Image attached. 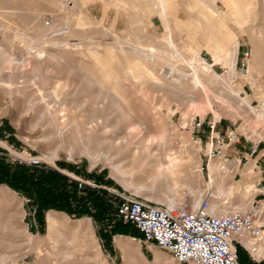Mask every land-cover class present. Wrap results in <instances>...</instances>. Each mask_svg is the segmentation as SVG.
<instances>
[{
	"label": "rangeland",
	"instance_id": "rangeland-1",
	"mask_svg": "<svg viewBox=\"0 0 264 264\" xmlns=\"http://www.w3.org/2000/svg\"><path fill=\"white\" fill-rule=\"evenodd\" d=\"M0 52V139L14 158L39 160L113 199L169 206L166 195L179 205L208 196L218 213L253 202L264 210V162L252 154L258 142L264 154L254 117L264 113V0H0ZM173 69L184 86L164 78ZM236 91L253 113L225 97ZM197 98L218 120L190 103ZM211 164L222 171L212 174ZM245 168H253L246 178ZM0 196V264H180L120 224L113 208L99 219L48 207L39 218L23 193L0 184ZM51 214L88 229L51 238Z\"/></svg>",
	"mask_w": 264,
	"mask_h": 264
},
{
	"label": "built area",
	"instance_id": "built-area-1",
	"mask_svg": "<svg viewBox=\"0 0 264 264\" xmlns=\"http://www.w3.org/2000/svg\"><path fill=\"white\" fill-rule=\"evenodd\" d=\"M235 138L234 133L229 136L231 142H235ZM226 140L222 138L219 142L225 144ZM1 142L2 137L0 156L6 157L8 161L40 162L36 159L25 161L14 158L11 148L3 146ZM256 152L261 153L257 159V163L261 164L264 154L260 142L252 149V154ZM263 174L264 170H261L260 175ZM76 179L79 187L98 186L84 179ZM114 203L118 219L138 229L141 240L170 252L180 264H242L239 246L253 254L256 246L251 251L248 241H259L264 237V210L258 202H253L246 209L224 214L212 212L208 196L196 206L190 200L170 207L144 197L122 194H118V200Z\"/></svg>",
	"mask_w": 264,
	"mask_h": 264
},
{
	"label": "trees",
	"instance_id": "trees-1",
	"mask_svg": "<svg viewBox=\"0 0 264 264\" xmlns=\"http://www.w3.org/2000/svg\"><path fill=\"white\" fill-rule=\"evenodd\" d=\"M91 179L98 184L102 182L99 176ZM0 184H6L23 193L39 218L48 207L75 214L92 213L99 219L107 217L112 208L116 213L114 202L118 197L113 199L107 189L91 185L79 187L77 179L41 162L8 161L6 157L0 156ZM118 220L127 228L130 225L124 224L121 219ZM134 229L141 235L138 229L135 227ZM125 230L120 231L126 233ZM243 252H245L244 248L239 246L242 264H261L245 260L242 256Z\"/></svg>",
	"mask_w": 264,
	"mask_h": 264
},
{
	"label": "bare ground",
	"instance_id": "bare-ground-1",
	"mask_svg": "<svg viewBox=\"0 0 264 264\" xmlns=\"http://www.w3.org/2000/svg\"><path fill=\"white\" fill-rule=\"evenodd\" d=\"M63 33H65V32H63ZM167 43L172 47V50L173 51H175V49H174V47H173V45L169 42V40L167 41ZM1 53V52H0ZM3 53V52H2ZM175 53V52H174ZM3 56H4V53H3ZM5 56H6V54H5ZM4 56V57H5ZM33 56L35 57V58H37V59H41L42 57H43V55H42V52L41 51H37V52H35V53H33ZM144 56V55H143ZM0 57H2V56H0ZM8 57V56H7ZM9 58V57H8ZM3 59V58H2ZM5 59H6V57H5ZM10 60H11V58H10ZM42 60V59H41ZM4 61H7V60H4ZM8 62V61H7ZM163 62H165V63H167L168 64V62L167 61H163ZM226 63H227V66H229L233 71H235V63H236V60H234V59H228V60H226ZM166 72V71H165ZM196 72H200V73H202L203 75H212V73H211V70L209 69V68H207V67H198V66H196V69H195V73ZM168 74V75H167ZM175 74H176V69H173L172 70V72L170 73V76H169V73H168V71H167V73H166V75H163V76H165L164 78L166 79V80H168V81H171L172 83L174 82L175 83V81H173V78L175 77ZM189 75V74H188ZM193 82H192V86L190 87V90L191 91H197V83L200 81V79L198 78H196V76H194L193 77ZM176 84V83H175ZM165 85V84H164ZM163 85V86H164ZM177 85H179V86H184L183 85V82H179V84H176V86ZM178 87V86H177ZM173 91V90H172ZM199 91V90H198ZM227 91V90H226ZM175 93V92H174ZM221 93H224V92H221ZM261 94H260V98H261V103H262V107H263V111H264V94L262 93V92H260ZM225 95H226V93H225ZM238 95H240V93H239V91L237 92H235V95H227V96H225L227 99H230V101H232V102H234L233 100H236V101H238V103L239 104H241L242 103V105H240V107H244V108H246V109H248V110H250L252 113L254 112V110H253V108H252V104L250 103V100H248V99H242L241 100V98L238 96ZM182 96V95H181ZM220 96H222L221 94H220ZM258 98V97H257ZM225 99V98H224ZM190 103L191 104H196V105H199V104H201V107H203V106H205L206 108L207 107H209L213 112H214V115H215V117H216V120H218V117H219V115H218V111L217 110H215V108L212 106V104L211 103H209V102H204L202 99H192V100H190ZM203 103V104H202ZM229 103V102H228ZM200 107V106H199ZM200 107V108H201ZM239 107V106H238ZM237 107V108H238ZM242 109V108H241ZM255 114V113H254ZM254 117H255V119L257 120V121H259L260 122V124L262 125V126H264V113L263 114H260V115H257V114H255L254 115ZM186 123V122H185ZM259 124V123H258ZM166 137H168V136H166ZM165 141H167V139L165 140ZM162 142V141H161ZM152 144V143H151ZM164 146H165V144H163ZM162 145V146H163ZM161 146V145H160ZM163 146V147H164ZM166 147V146H165ZM169 147V146H168ZM212 147H213V145H212ZM161 149H163L162 147H161ZM160 149V150H161ZM212 149V148H211ZM88 153V152H87ZM89 154V153H88ZM91 157H92V155L91 154H89ZM214 155V154H213ZM181 162H184V159L182 158L181 160H180ZM179 161V162H180ZM212 161V160H211ZM227 162H229V161H227ZM176 163V162H175ZM178 165V171H180V172H183V170H184V166H179V163L177 164ZM233 167H234V165L233 164H230L229 166H228V169L230 170H232L233 169ZM210 170H211V172H212V174H219L220 173V170L221 169H219V168H217V167H215V166H213V164H211L210 165ZM172 171V170H171ZM222 171V170H221ZM177 172V171H176ZM200 172H201V170H200ZM175 176V175H174ZM227 175L226 176H224L223 178H222V182H223V186H225L224 185V183L227 181ZM247 177V175H245V178ZM227 183V182H226ZM243 183H245L246 184V186H249L250 187V185H252V182H249V181H244ZM169 185V184H168ZM172 186H170L169 185V187H168V189L169 190H172ZM234 190H235V188H233V189H231L230 191H229V194L230 195H232L233 193H234ZM170 192V191H169ZM8 193V192H7ZM6 194V193H5ZM6 195H8V194H6ZM196 195V194H195ZM166 198H168L167 199V201L169 202V206L170 207H174V206H179V201L177 200V198H170L168 195H166L165 196ZM4 200H5V197H3V196H0V202H4ZM200 203V201H198V203L196 204V205H198ZM195 205V206H196ZM211 205H212V212L213 213H215V214H222V213H218V211H217V209L215 208V206L212 204V202H211ZM227 213V212H226ZM49 224H50V236H51V238H54V237H56V236H58L59 234H63V233H70V234H74V235H79V233H81L82 231L83 232H85L87 229H88V227H87V223H85V222H83V221H79L78 223H76V224H71L68 220H67V218H65V217H63V216H59V215H57V214H51L50 216H49ZM86 234V233H85ZM264 238V237H263ZM248 242H253L252 240H249ZM255 252H257L256 251V248H255V250H254V253ZM258 254V253H257Z\"/></svg>",
	"mask_w": 264,
	"mask_h": 264
},
{
	"label": "crops",
	"instance_id": "crops-1",
	"mask_svg": "<svg viewBox=\"0 0 264 264\" xmlns=\"http://www.w3.org/2000/svg\"><path fill=\"white\" fill-rule=\"evenodd\" d=\"M244 172L247 173V176H249L253 172V168H245ZM254 243L255 245H253ZM247 245L251 251L253 250V246H256L255 248L257 252L254 253V251H252V253L257 259L264 258V238L259 241L248 242Z\"/></svg>",
	"mask_w": 264,
	"mask_h": 264
}]
</instances>
